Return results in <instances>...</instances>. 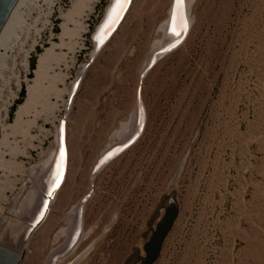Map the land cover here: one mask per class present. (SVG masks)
<instances>
[{
    "label": "rangeland",
    "instance_id": "374dc122",
    "mask_svg": "<svg viewBox=\"0 0 264 264\" xmlns=\"http://www.w3.org/2000/svg\"><path fill=\"white\" fill-rule=\"evenodd\" d=\"M110 1L24 0L19 8L0 69V243L23 231L24 210L33 213L32 167L53 150L64 118L66 179L21 264L56 261L67 244L60 231L89 191L83 237L57 264H140L168 196L176 215L151 264H264V0H192L186 37L142 79V133L91 185L100 152L129 131L140 71L174 0H132L93 54L91 35ZM64 22L70 32L60 36ZM50 46L41 95L53 105L39 98L11 128L37 57ZM54 73L60 92L47 93Z\"/></svg>",
    "mask_w": 264,
    "mask_h": 264
},
{
    "label": "bare ground",
    "instance_id": "6f19581e",
    "mask_svg": "<svg viewBox=\"0 0 264 264\" xmlns=\"http://www.w3.org/2000/svg\"><path fill=\"white\" fill-rule=\"evenodd\" d=\"M79 1H80V4H81V0H79ZM184 1H185V7L182 6L179 9V12H177V18L174 20L173 19V14H174V11L176 10V3H175V0H174L172 5L170 6L168 18L166 20H164L162 23H160L159 26H158V28H160V30L162 31V37H164V38L167 37L169 41H171L172 39L174 40L175 38L178 37L177 33L181 29V27H180V23L181 22H180V19H179L180 14L183 15V18L186 21V26L188 27V31H189L192 19L188 16V14L190 13L189 6H190L192 0H184ZM23 2H24V0H17L16 1V3L14 4L12 10L10 11L6 21L4 22L2 28L0 29V50L3 49L2 52L0 51V69L3 67L1 65L2 58L5 56L4 54L6 53V50L10 47V44H11V42L13 40V35L15 34L14 31H16L15 30V26L17 24H19L18 23L19 22L18 12H19V8H20V6H21V4ZM82 2H83V0H82ZM76 5L77 4H74V7H76ZM130 5H131V2H130ZM130 5H129V7H130ZM129 7H128V9H129ZM116 8H117V4L115 3V5L113 6V8L111 9V11L108 14V19L113 16V14L116 11ZM128 9L126 10L123 18L125 17ZM67 18H69L68 14H67ZM67 18H66V20H68ZM123 18H122V20H123ZM122 20L120 21V23L122 22ZM120 23L118 24V26L120 25ZM118 26H117V28H118ZM80 27L81 28H79V29H82L83 25H80ZM98 27H99V25L97 26V28ZM97 28H96V30H97ZM117 28H116V30H117ZM103 29H104V25L100 28L98 33L95 34L96 30L94 32V34H95V36H94L95 47H94V49L92 51L93 54L98 51L97 49L99 48V46L102 44L103 40L105 39V35H104ZM188 31H187V33H188ZM69 32H70V29L68 28L66 22L62 23V31L60 33V36L68 34ZM114 32H113V34H114ZM161 38L158 41H160ZM52 49H53L52 46L46 47L42 52L39 53V55L37 57L36 68L34 69V76H33L32 82L29 83L26 86V96H25L24 100L21 103H19V105H18V107L16 109L15 120H14V122L9 124V126L11 128H13V127L15 128V126L17 124L21 123L23 114L26 113L27 111H29L32 108V106L34 105V103H36V101L39 98H43L44 101L43 100L42 101H43L44 105H47V106L53 105V103L48 100L47 96L43 97L41 95V91L43 90V80H45L44 78H46V77H44L45 76V71L47 69V66H49L47 63L50 64V62H48V61L50 60V58H52L54 56L53 55L54 53H53ZM55 54H57V53H55ZM25 56H27V55H25ZM53 59H54V57H53ZM26 62H27V60H26ZM58 75H59L58 73H56V74L54 73V76L51 78V80L49 82L48 91L46 90L47 93L60 92L59 88H57V86H56L57 85V81H58V78H57ZM59 80L61 81V79H59ZM63 90L65 91V89H63ZM141 103H143V102H141ZM141 103H139V104L141 105ZM139 104L136 101L134 102V109H133V112L131 113V116H130L131 120L127 124V129L130 131V133L135 132L136 129H137L136 120H137L138 107L140 106ZM65 105H66V103H65ZM127 129H126V131H127ZM116 132H117V130H116ZM116 142L117 141H115V143ZM58 143H59V140H58L57 129H56L53 150H51L49 152L48 156L43 161H41V163H38L34 167H32V170L35 172V176H34L35 182L34 183H35V188H36V191L33 192V195H32V202L31 203L33 204V208H31L29 206L30 209H34L32 214H34V213H36V212H38L40 210V207H41V205L43 203V199L45 198L44 193L47 191V189H48V187H49V185H50V183L52 181V178H50L51 177V170L53 168V162H54L55 155H56V152H57V149H58ZM64 149L65 150L63 152V155H64L63 157L66 156V170H65V174H64V178H63L62 184L60 185V187L56 191L55 196H56L57 192L59 191V189L62 187L63 183L65 182L67 171H68V146H67V142H66V127H65V147H64ZM96 161L94 162V164H93V166L91 168V176H90V178H91L90 179V181H91L90 184L91 185H93L92 183H93V179H94V176H95V173L92 174V169H93ZM59 164H60V159L58 158V160H57V162H56V164L54 165V168H53L54 169L53 170V174H55L58 171ZM38 190L40 191L39 193H38ZM55 196H54V198H55ZM83 196H85V195H83ZM53 202H54L53 200H51L49 202V204H48V209L49 210H50ZM50 204H51V206H50ZM83 205H84V203L81 200H79L72 207V209H71V215H72L71 225L68 228L64 227L60 231V232H62L63 235H65V234L68 235V238L66 240L67 244L65 246V249L69 248V249L74 250V248L78 244L77 242H79V240L83 237V232H82V235H80L81 234L80 232L82 231L81 228H82V217H83ZM2 209L3 208L0 207V214H1V212H3ZM44 219H43V221H44ZM43 221L39 225H37V227L40 226L43 223ZM68 224H70V222H68ZM75 228H76V230H75ZM69 249H68V251H69ZM56 256H60V255H56ZM79 256H80V254H79ZM51 263L52 264H57L58 260L55 261V262L51 260ZM66 264H69V263L67 262Z\"/></svg>",
    "mask_w": 264,
    "mask_h": 264
},
{
    "label": "water",
    "instance_id": "95a60500",
    "mask_svg": "<svg viewBox=\"0 0 264 264\" xmlns=\"http://www.w3.org/2000/svg\"><path fill=\"white\" fill-rule=\"evenodd\" d=\"M16 1L17 0H0V29L2 28L4 22L6 21ZM130 2L131 0H127V3L124 4L122 10L117 5L115 13L109 19H108V14L116 2L115 0H112L111 2L108 3L107 5L108 8L106 6L107 10L105 9L106 13H104L103 15L104 16L103 20L99 23V27L97 28L95 32V34L98 33L100 28L104 25L103 31H104L105 39L103 40L102 44L99 46L97 50H99L100 47L104 45V43L110 38V36L116 30L118 24L120 23L126 10L128 9ZM182 6L185 7L184 0H183ZM117 11L119 12L118 15L116 14ZM187 31H188V27L186 26L185 28L183 29L181 28L179 30L178 32L179 35L174 40L172 39L171 41H169L167 37L165 38L162 37L160 41H156L150 46V50L147 55L148 62L147 63L145 62L146 65H143L140 71V76H139L140 82L136 89V100L135 101L138 104L142 102L141 101L142 100L141 99V87H142L141 82L146 72L154 65V63L158 59H160L163 55H165L166 53L176 48L186 37ZM95 34L92 33L91 35L92 40L94 39ZM80 80H81V77H77L72 81L70 85L71 89L67 97V101L65 105L66 109H69L70 107L74 94L79 86ZM145 120H146L145 110H144L143 104L141 103L137 111L136 131L133 133H130V131H128L127 133H124L122 137L116 143L113 142L109 144L108 146H106V148L100 152L98 159L92 169V174L94 173L96 174V172H98L102 166H104L111 159H113L118 154L126 150L138 139V137L140 136V134L142 133L144 129ZM65 127H66V120L62 118L59 120L58 127H57V136H58L59 143H58V149L55 155V159L53 162V168H54V165L56 164L58 158L60 159L59 169L55 174H53L54 169L52 168L51 170L50 178H52V181L47 191L44 193L45 198L43 199V203L40 207V210L31 215L25 212V210L23 211L22 214L26 220L23 231H21L19 234H17L13 238L9 239V241L11 242L10 245H5L3 243H0V264H21L22 263L24 256H25V249H26L25 246L30 236L32 235L33 231L36 229L37 225H39L43 221L45 216L47 215L49 211L48 204L51 200H53L56 191L62 184L65 170H66V156L65 157H63L64 155L61 156V149L63 148V152L65 150L64 149L65 147ZM57 180H59L58 186L56 185ZM50 191H51V195H49ZM89 196H91V191L85 194V196H83L80 200L84 203V201H86ZM164 200L165 202L163 201L161 202V205L163 208L167 206L166 203L168 202L170 203L174 201L173 196H168ZM68 249L69 248L65 249V251L62 249L63 252L59 253V255L61 257L65 256L66 254H68L67 253ZM56 254L57 252L53 253V255H55L53 259L56 258ZM155 258L156 257L153 256L151 261L148 264H151ZM140 259L143 260V257H140Z\"/></svg>",
    "mask_w": 264,
    "mask_h": 264
},
{
    "label": "flooded vegetation",
    "instance_id": "af4514ba",
    "mask_svg": "<svg viewBox=\"0 0 264 264\" xmlns=\"http://www.w3.org/2000/svg\"><path fill=\"white\" fill-rule=\"evenodd\" d=\"M173 210H174L173 206H166L164 208L163 214L159 218V221L155 224L154 228L150 232L149 237L147 238L146 242L142 246L141 257H143V260H141L140 258L138 259V260H140V264H148L151 261L152 257L154 256L153 253H154V250H155V247L157 244V240H158V238L162 232L163 227L167 223L169 215L173 212ZM83 220H84V214H83ZM71 222H72V215H71ZM75 230H76V228H75ZM67 238H68V235H67ZM65 243H67V242H65ZM70 250H72V249H69V251ZM60 257L61 256H56V258L54 260L57 261V260H59ZM127 264H130V261H128Z\"/></svg>",
    "mask_w": 264,
    "mask_h": 264
},
{
    "label": "trees",
    "instance_id": "16d2710c",
    "mask_svg": "<svg viewBox=\"0 0 264 264\" xmlns=\"http://www.w3.org/2000/svg\"><path fill=\"white\" fill-rule=\"evenodd\" d=\"M31 65H32V68L34 67V60L31 62ZM25 94V87L23 86L22 89H21V96L23 98ZM19 103V102H18ZM175 215H176V211L175 209L173 210V212L169 215L168 217V220H167V223L165 224V226L163 227L162 229V232L157 240V244H156V247H155V250H154V253L153 255L156 257L159 250H160V246H161V242L163 241L167 231H168V228L170 226V224L172 223L173 219L175 218Z\"/></svg>",
    "mask_w": 264,
    "mask_h": 264
},
{
    "label": "snow or ice",
    "instance_id": "6c2138e0",
    "mask_svg": "<svg viewBox=\"0 0 264 264\" xmlns=\"http://www.w3.org/2000/svg\"><path fill=\"white\" fill-rule=\"evenodd\" d=\"M116 4L119 6V8L122 10L124 4L127 3V0H115ZM176 3V10L174 11L173 14V19L175 20L177 18V12H179V9L182 7L183 5V0H175ZM117 15L119 14V12L117 11L116 13ZM180 19V27L183 29L186 27V21L183 18V15L180 14L179 16ZM177 35H179V33H177ZM61 156H63V148L61 149ZM59 184V180L56 181V185L58 186ZM49 195H51V191L49 192Z\"/></svg>",
    "mask_w": 264,
    "mask_h": 264
}]
</instances>
